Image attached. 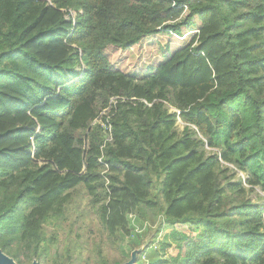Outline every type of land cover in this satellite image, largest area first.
<instances>
[{"label": "trees", "instance_id": "1", "mask_svg": "<svg viewBox=\"0 0 264 264\" xmlns=\"http://www.w3.org/2000/svg\"><path fill=\"white\" fill-rule=\"evenodd\" d=\"M257 188L264 0H0V250L17 264L48 258L45 227L81 195L112 243L145 209L191 229L185 264H264Z\"/></svg>", "mask_w": 264, "mask_h": 264}, {"label": "rangeland", "instance_id": "2", "mask_svg": "<svg viewBox=\"0 0 264 264\" xmlns=\"http://www.w3.org/2000/svg\"><path fill=\"white\" fill-rule=\"evenodd\" d=\"M71 14L72 17L75 16V12L71 11ZM152 45L155 47L154 55H159L157 44ZM81 69H84V66ZM167 108L170 111L175 110L170 105H167ZM183 126L184 123L178 119L177 129L181 131ZM238 176L244 177V174L238 172ZM257 190L264 197V192L259 188ZM247 196L252 200L255 199L254 194L250 192ZM86 201V196L81 195L77 212L67 214L65 219L58 221L57 227L52 225L45 227L48 233L55 232L58 239L56 243H52L48 258L45 261L43 256L37 258L34 264H53L52 259L55 255L64 257L63 264H102L101 257L108 264H116V262L155 264L163 261L168 264H185L184 257L179 254V245L181 240L191 233L190 228L181 225H164L158 217L145 209H140L127 216L130 234H121L118 241L112 243L102 231L95 212L85 205ZM256 202L262 204L264 201L256 200ZM163 247H167V253H163ZM66 250H69V255L65 254Z\"/></svg>", "mask_w": 264, "mask_h": 264}, {"label": "water", "instance_id": "3", "mask_svg": "<svg viewBox=\"0 0 264 264\" xmlns=\"http://www.w3.org/2000/svg\"><path fill=\"white\" fill-rule=\"evenodd\" d=\"M0 264H17V263L11 257L6 255L2 250H0Z\"/></svg>", "mask_w": 264, "mask_h": 264}]
</instances>
